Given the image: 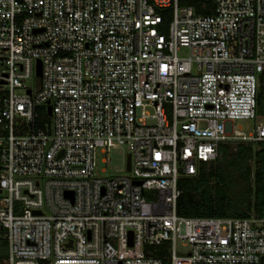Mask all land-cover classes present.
<instances>
[{"label": "built area", "instance_id": "2783aa9c", "mask_svg": "<svg viewBox=\"0 0 264 264\" xmlns=\"http://www.w3.org/2000/svg\"><path fill=\"white\" fill-rule=\"evenodd\" d=\"M212 3L0 0V264H264V218L177 214L220 146L264 143L234 126L258 119L264 0ZM118 147L130 169L97 175Z\"/></svg>", "mask_w": 264, "mask_h": 264}, {"label": "trees", "instance_id": "16d2710c", "mask_svg": "<svg viewBox=\"0 0 264 264\" xmlns=\"http://www.w3.org/2000/svg\"><path fill=\"white\" fill-rule=\"evenodd\" d=\"M198 15H211L212 0H179ZM43 115H45L43 113ZM264 118V89L258 98V118ZM220 146V158L204 165L196 178L181 179L177 214L184 218H264V143ZM258 147V149L256 148ZM0 252L6 249L3 243ZM158 256V254H156ZM0 258H4L0 254Z\"/></svg>", "mask_w": 264, "mask_h": 264}, {"label": "rangeland", "instance_id": "374dc122", "mask_svg": "<svg viewBox=\"0 0 264 264\" xmlns=\"http://www.w3.org/2000/svg\"><path fill=\"white\" fill-rule=\"evenodd\" d=\"M188 55L186 51L181 53V56ZM44 113V112H43ZM45 114V113H44ZM42 123L48 122V117L45 115H41ZM260 123H264V118H258L257 120H238L234 122V126L238 132L245 133L246 135L254 132L257 125ZM234 146V144L232 145ZM258 149V147L256 146ZM109 158L110 162L103 164L101 163V159ZM128 160V151L125 147H118L113 149L108 154L100 155L99 158V168L97 169V175L104 177V176H121L126 174V165ZM106 170V174L102 173V170ZM187 249H183L182 246L178 245V251H186ZM0 254L6 258L7 257V250L4 249L0 252Z\"/></svg>", "mask_w": 264, "mask_h": 264}, {"label": "water", "instance_id": "95a60500", "mask_svg": "<svg viewBox=\"0 0 264 264\" xmlns=\"http://www.w3.org/2000/svg\"><path fill=\"white\" fill-rule=\"evenodd\" d=\"M38 75H41V66H39ZM48 113L51 115V107L48 108ZM130 169V159H128V170Z\"/></svg>", "mask_w": 264, "mask_h": 264}]
</instances>
